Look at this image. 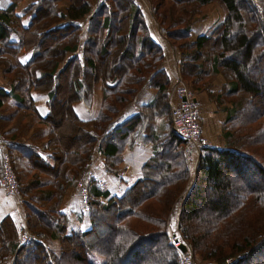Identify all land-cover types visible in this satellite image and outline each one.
I'll use <instances>...</instances> for the list:
<instances>
[{
    "label": "trees",
    "instance_id": "16d2710c",
    "mask_svg": "<svg viewBox=\"0 0 264 264\" xmlns=\"http://www.w3.org/2000/svg\"><path fill=\"white\" fill-rule=\"evenodd\" d=\"M19 1L0 8V73L10 81V89L0 86V173L6 153L24 224L10 215L0 220V264H180L181 253L168 238L177 208L181 237L194 256L262 264L264 86L258 69L264 65V0H150L161 33L180 55L182 80L206 92L217 107L229 102L222 127L234 148L202 146L194 183L183 198L191 178L187 142L172 125L164 51L135 0H36L23 15L16 12ZM211 3L224 8L225 18L192 41V26ZM25 15L32 17L28 25ZM219 75L224 82L214 91ZM145 84L157 90L156 97L121 121ZM96 85L102 87L100 111L83 119L75 104L90 108ZM35 93L49 97L44 115ZM256 101L260 109L242 115ZM62 117L67 121L58 126ZM139 142L153 154L123 193L87 178L96 153L103 155L106 172L117 176L125 150ZM246 174L263 184H245ZM81 178L89 187L87 230L71 229L64 210L67 192ZM230 191L238 195L233 203ZM203 210L212 217L197 221ZM102 227L110 238H99ZM24 232L30 240L22 239Z\"/></svg>",
    "mask_w": 264,
    "mask_h": 264
},
{
    "label": "crops",
    "instance_id": "0c3cea01",
    "mask_svg": "<svg viewBox=\"0 0 264 264\" xmlns=\"http://www.w3.org/2000/svg\"><path fill=\"white\" fill-rule=\"evenodd\" d=\"M12 0H0V8L7 7ZM36 0H27L24 1V4L30 5L33 4ZM138 8L141 11V14L144 17L145 23L149 30L150 36L152 39L160 45L164 51V61L163 69L166 70L167 74L171 79L169 87V102L170 105L176 104L178 102L176 96L175 87L179 86L180 80L176 75V68L179 61V53L173 44L166 39L161 33V28L159 23L154 18L152 14V5L150 0H135ZM68 5L67 1H64L60 4V12H64L66 6ZM16 11L17 14L23 15L25 6L18 5ZM31 16H23V24L28 25L31 21ZM225 18V12L223 8L217 3L208 4L203 9V14L197 18L196 22L192 26L191 40H196L200 35L207 34L214 26L220 23ZM81 24L83 26L82 34L85 33L88 28V21L82 20ZM31 57V52L23 53L20 56L22 61H26ZM216 91V90H214ZM47 94L44 93H35V99L39 111L44 115L48 112L47 109ZM155 98V91L149 87L141 89L135 98V102L129 106L122 114L121 121L134 116L138 108L142 105L152 102ZM209 96L206 92H202L198 95L197 103L199 111L200 109V119L202 122V136L207 141L206 146L224 148L225 141L222 136V123L224 122L226 115L225 113L219 114L217 110V105L208 99ZM102 103V87L101 85H96L93 93L92 106L89 108L85 102L81 101L75 104V110L77 114L83 118L87 119L92 116H95L99 113ZM218 112V113H216ZM220 115V120H219ZM144 136V134H142ZM139 142L133 148H128L124 152V162L122 164L123 168L120 173L115 176L113 174H108L106 169L103 166V155L96 153L93 161L90 163L87 173L91 177L99 181L100 185L103 188L109 189L112 193L121 194L124 190L131 185V183L139 178L141 174V169L143 164L152 156L153 150L150 145L142 144ZM1 177V174H0ZM136 181V180H135ZM134 183V182H133ZM132 183V184H133ZM78 190L70 188L67 192L64 200V210L68 213L70 219V228H84L85 230L90 228L89 219L86 211L78 213V199L77 196ZM10 215L13 220L18 225L24 224V214L21 207L19 196L9 194L5 189L0 186V220L6 216Z\"/></svg>",
    "mask_w": 264,
    "mask_h": 264
},
{
    "label": "rangeland",
    "instance_id": "374dc122",
    "mask_svg": "<svg viewBox=\"0 0 264 264\" xmlns=\"http://www.w3.org/2000/svg\"><path fill=\"white\" fill-rule=\"evenodd\" d=\"M24 1H27V0H22V1H19L18 3L20 4V6H25V8L26 7H28V5L27 4H24ZM217 4H219V3H217ZM220 5V4H219ZM221 6V5H220ZM222 7V6H221ZM223 8V7H222ZM223 10H224V8H223ZM17 11H19V9H17ZM224 12H225V10H224ZM206 52V51H205ZM206 54V53H205ZM205 56V55H204ZM264 64V63H263ZM258 71H260V73H261V77H260V79H259V82H260V84L262 85V86H264V65L261 67V66H259V69H258ZM1 72V71H0ZM176 75H177V78H179V80H180V83L183 85H185V86H187L188 88L190 87V86H188L183 80H182V76H181V72H180V68H179V66H177V68H176ZM169 76V75H168ZM219 77H222L223 78V76L221 75H219V76H217V78H216V85H214L215 87L213 88V90H219L220 88H221V85H222V83L224 82H222V79L221 78H219ZM169 80H170V83H171V79H170V77H169ZM170 83H169V86H168V90H169V87H170ZM0 86H3V87H5V88H7V89H10V81H9V79H6L1 73H0ZM146 87H149V88H151L148 84H145V86H143V88L142 89H144V88H146ZM151 89H153L154 91H155V97H156V95H157V90L156 89H154V88H151ZM192 92H195V97H197L198 98V95L200 94V93H202V92H197V91H195L196 89H194L193 87H191V88H189ZM263 89H264V87H263ZM175 90H176V87H175ZM169 93V92H168ZM209 100H211L210 98H208ZM230 99V98H229ZM260 102L263 104V101H264V96H261L260 98ZM231 100V99H230ZM225 101V103H222L221 105H219L218 107H217V110H218V112H220L219 114L221 115L222 113H225V115H226V106L228 105V101L227 100H224ZM254 103H256V104H253V105H251V106H248L246 109H244L243 110V114L242 115H246V114H249V115H251V114H253V113H255V112H257L259 109H260V104H258L259 102L258 101H256V102H254ZM198 108H200V107H198ZM200 111H202L201 109H200ZM200 111H199V115H200ZM62 112H63V114L65 115V106L62 108ZM218 112H216V113H218ZM220 115H219V120H220ZM58 118V116L55 118V121H56V119ZM66 121H67V119H65L64 117H62V120H61V122H59L58 123V126H60L59 124L60 123H62V124H65L66 123ZM225 121V120H224ZM200 122H201V119H200ZM61 124V125H62ZM157 125H158V127H159V131H160V128H161V126H162V123L159 121H157ZM68 130V129H67ZM224 129L222 128V136L224 137V139H223V141H225L226 143H225V146H224V148H227V147H229V146H231V148H234L233 147V145H230L229 143H228V138L226 137V136H224V131H223ZM201 131H202V122H201ZM67 134V133H66ZM68 134L69 135H71L72 134V132L71 131H69L68 132ZM207 144V141H205V139L203 138V136H202V140L199 142V143H193V144H185V148H184V150H185V152H186V154H187V156H188V159H189V167H190V175H191V178H189L188 179V185L186 186L187 188L185 189V193H182L181 194V196H182V198L184 197V196H186L187 194H188V189H190V186L194 183V180H195V177H196V168H197V164H198V159H199V153H200V151H201V147L202 146H204V145H206ZM77 146V145H76ZM75 145H73L72 147L70 146L68 149H73V147L75 148L76 147ZM6 153H5V157H6ZM5 159V158H4ZM11 159V158H10ZM12 164V163H11ZM2 168H3V165H2ZM122 168H123V166H121V170H122ZM1 177H0V186H1V178H2V170H1ZM247 175V174H246ZM246 178L247 179H245V184L247 183H260V184H263V182H262V180H261V177H259V176H256L253 180L247 175L246 176ZM136 180V179H135ZM135 180L133 181V182H135ZM233 183H234V185L235 186H240V184L239 183H237L236 181H237V177H234L233 176ZM248 181H251V182H248ZM81 182H86L85 181V179H83V178H81V179H78L77 180V183H76V185H75V187H71V188H73L75 191L78 189V187L80 188L81 186H80V184H82ZM132 182V183H133ZM131 183V184H132ZM264 185V184H263ZM2 187V186H1ZM19 187V186H18ZM77 188V189H76ZM85 192V195H84V193H83V191L82 192H77V196H75V198H77L78 199V202H80L81 204L79 205V203H78V213H80V212H82V209H84V207H85V199H86V197L88 196L87 195V193H86V191H84ZM12 195H17V196H19V201H20V192L19 191H17V194H12ZM208 195H209V192H208ZM228 197H229V201L231 202V203H233V201L235 200V199H237V197H238V195H237V192L235 193V191H230V192H228ZM83 200H84V202H83ZM217 204H221L222 203V201L221 200H217ZM87 204H88V199H87ZM202 208V207H201ZM203 209V208H202ZM201 209V210H202ZM177 211L176 212H174V214H173V217H172V219H171V221L169 222V230H168V235H169V240H171L170 242L173 244V245H175V243H174V241L172 240L173 238H175V237H177L179 240H180V243H182V242H184V243H186L187 244V242L185 241V240H183L182 239V237H181V233H180V230H179V224H180V222H179V212H180V210L177 208L176 209ZM83 211H86V213L88 214V212H89V208L88 209H86V210H83ZM212 217V215H211V212L210 211H208V210H203V211H201L200 213H197V221H198V218H211ZM23 218H24V216H23ZM84 229V228H83ZM100 232L101 233H98L99 234V238H101V239H104V238H110L111 236H110V233L107 231V230H105L103 227L101 228V230H100ZM25 233L26 232H24V235H25ZM26 235H28V234H26ZM29 237V236H28ZM28 240H30V237H29V239ZM54 245V244H53ZM146 246H145V248L147 247V244H145ZM157 245H159V243H157ZM188 245V244H187ZM189 246V248L191 249V254L193 255V253H192V247H190L191 245L189 244L188 245ZM57 249H59V246L57 245ZM193 257H194V259L196 260V261H198V262H206V261H203V258L201 257V255L200 254H197L196 256H194L193 255ZM258 257H264V251L261 253V254H259L258 255ZM200 259H202V260H200ZM233 259H230V260H228V262H231ZM263 260V263L262 264H264V258L262 259ZM206 263H210V264H218L217 262H206ZM118 264H122L121 262H119ZM250 264H255V263H250Z\"/></svg>",
    "mask_w": 264,
    "mask_h": 264
},
{
    "label": "built area",
    "instance_id": "2783aa9c",
    "mask_svg": "<svg viewBox=\"0 0 264 264\" xmlns=\"http://www.w3.org/2000/svg\"><path fill=\"white\" fill-rule=\"evenodd\" d=\"M176 96L178 102L171 106V120L174 130L186 140L187 144L199 143L202 140L201 124L199 121V110L196 105V99L194 93L184 84L179 83L176 89ZM5 158V159H4ZM79 191L89 193V187L86 183L81 182ZM1 186L9 194H17L19 191L16 174L13 170L11 159L9 155L3 157V168ZM88 196L86 197L85 209H88L87 204ZM24 241H28V235H22ZM177 237L172 240L176 247H180V240L176 241ZM180 264H210L206 262H198L194 259L191 253L182 254L180 258Z\"/></svg>",
    "mask_w": 264,
    "mask_h": 264
},
{
    "label": "water",
    "instance_id": "95a60500",
    "mask_svg": "<svg viewBox=\"0 0 264 264\" xmlns=\"http://www.w3.org/2000/svg\"><path fill=\"white\" fill-rule=\"evenodd\" d=\"M176 241H179V239H176ZM179 249L181 250V252L183 254H187L188 253V247L185 243H181Z\"/></svg>",
    "mask_w": 264,
    "mask_h": 264
}]
</instances>
